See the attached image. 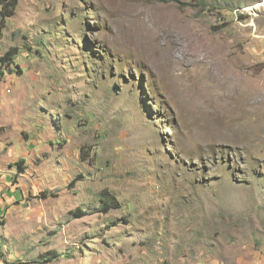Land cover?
I'll list each match as a JSON object with an SVG mask.
<instances>
[{
  "label": "rangeland",
  "instance_id": "obj_1",
  "mask_svg": "<svg viewBox=\"0 0 264 264\" xmlns=\"http://www.w3.org/2000/svg\"><path fill=\"white\" fill-rule=\"evenodd\" d=\"M12 48L0 264H264V0H20Z\"/></svg>",
  "mask_w": 264,
  "mask_h": 264
},
{
  "label": "trees",
  "instance_id": "obj_2",
  "mask_svg": "<svg viewBox=\"0 0 264 264\" xmlns=\"http://www.w3.org/2000/svg\"><path fill=\"white\" fill-rule=\"evenodd\" d=\"M20 0H0V41L3 38V33L6 28V21L10 18H13L16 15L17 6L19 4ZM15 51H18L17 49H10L4 56L0 57V62L2 65H14L15 64V56L18 55V53H15ZM2 84V79L0 77V86ZM24 164V161H21L18 163L19 170H21V173L24 174L25 170L23 169L22 165ZM107 193L104 196V201L102 203L103 211L104 213H109L112 210L120 209L121 208V202L118 199L116 195H113L114 193ZM80 213L78 216H86L85 212L79 211ZM55 254V252H52Z\"/></svg>",
  "mask_w": 264,
  "mask_h": 264
},
{
  "label": "bare ground",
  "instance_id": "obj_3",
  "mask_svg": "<svg viewBox=\"0 0 264 264\" xmlns=\"http://www.w3.org/2000/svg\"><path fill=\"white\" fill-rule=\"evenodd\" d=\"M214 76V75H213ZM222 88V87H221ZM237 89V88H236ZM239 89V88H238ZM241 89V88H240ZM239 92V91H238ZM258 91L256 89H251V88H248V86L246 87H242L241 91L239 93H241L240 95H238L239 98H237V106H234L236 108H232V109H239L241 110V107H244L245 109L247 110H254L258 107V104L260 103V106L259 108L262 106V104L264 103L263 101L264 100H261V102L259 101H253V99L249 98L251 95H256ZM238 93V94H239ZM258 95V94H257ZM256 95V96H257ZM264 95V94H263ZM235 102V101H234ZM263 102V103H262ZM263 111V110H262ZM245 127V126H244ZM244 127H241V128H244ZM259 131L264 133V124L261 125L259 127ZM248 135L247 133L245 132H242V134H238L237 135V138L234 140V143L235 144H242L244 141H245V136Z\"/></svg>",
  "mask_w": 264,
  "mask_h": 264
}]
</instances>
